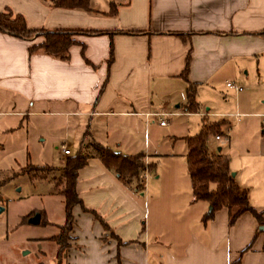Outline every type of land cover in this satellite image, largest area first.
Listing matches in <instances>:
<instances>
[{
	"label": "crops",
	"instance_id": "0c3cea01",
	"mask_svg": "<svg viewBox=\"0 0 264 264\" xmlns=\"http://www.w3.org/2000/svg\"><path fill=\"white\" fill-rule=\"evenodd\" d=\"M89 8L52 7L49 0H0V12L22 15L28 28L144 31L77 35L83 55L81 46L73 44L65 61L29 54L41 36L23 39L0 31V134L12 133L15 124L30 117H57L71 123L79 153L85 137L93 150L77 171L75 189L82 205L107 229L75 207L64 264H264V231L259 230L264 212L262 223L243 212L228 225L225 208L202 220L208 204L192 201L184 136L180 153L163 154L176 161L171 170L142 174L141 189L105 168L97 149L137 153L123 134L125 127L156 119L154 113L217 115L170 112L168 101L159 103L164 95L172 101L186 96L181 73L187 55L186 78L194 90L224 81L236 84L242 73L248 75V106L264 123V0H116L106 9ZM175 32L185 33L184 40ZM142 157L150 164L149 156ZM232 179L246 190L248 203L263 211L264 141L248 156V170Z\"/></svg>",
	"mask_w": 264,
	"mask_h": 264
},
{
	"label": "rangeland",
	"instance_id": "374dc122",
	"mask_svg": "<svg viewBox=\"0 0 264 264\" xmlns=\"http://www.w3.org/2000/svg\"><path fill=\"white\" fill-rule=\"evenodd\" d=\"M110 1L116 0H89V5L102 10ZM241 75V81L235 83L242 90L236 95L225 81L197 88L194 93L198 111L217 114L204 116L208 121L225 123L221 131L229 143L209 135L207 144L210 151L227 155L230 174L245 173L248 156L264 141V123L252 114L255 108L248 106V75ZM168 99L165 95L159 99L161 104L168 101L167 111H184L185 95L174 101ZM176 104L180 108H175ZM235 112L237 116H229ZM159 120L166 125L159 127ZM201 121L196 114L163 115L146 123L135 122L125 127L123 134L130 139L132 152L149 156V162L154 164L151 173L164 175L176 161L163 154L180 153L185 145L180 137L194 135ZM71 137V123L51 116L30 117L15 124L12 133L0 134V264H64V256L57 257V244L48 238L58 234L64 222L63 198L56 182L65 156L60 146L67 145L70 155L78 152L77 142L73 143ZM84 142L81 153L91 154L89 139L85 137ZM120 145L124 150L123 143ZM142 162L145 167L144 157ZM31 218L38 220L32 222Z\"/></svg>",
	"mask_w": 264,
	"mask_h": 264
},
{
	"label": "trees",
	"instance_id": "16d2710c",
	"mask_svg": "<svg viewBox=\"0 0 264 264\" xmlns=\"http://www.w3.org/2000/svg\"><path fill=\"white\" fill-rule=\"evenodd\" d=\"M52 7L65 8H83L89 10V0H49ZM109 13L114 14V8L111 7ZM0 31L14 37L29 39L33 36H41L40 43L31 45L28 48L29 54L42 53L60 60H67L69 57L68 49L73 44L81 46V54L83 55V44L76 40L77 35H99L107 34H128L135 35L144 33L143 30H96V29H46V28H28L24 18L20 14H13L9 9L0 12ZM260 33L264 34V30ZM184 40L185 33H173ZM188 55L185 59V65L181 76L187 82L186 87V104L184 111L198 112L197 103L194 100V85L187 81L186 75L188 71ZM112 60L111 45L109 48V56L107 63ZM201 125L199 130L192 136H186V169L189 176L192 201L203 200L208 204L210 210L206 212L202 220L210 219L213 213L225 208L227 211V224L231 225L235 219L243 212H249L259 222L263 211L257 212L247 199L246 190L239 187L233 182L228 167V157L217 151H210L207 144L209 135H224L221 126L224 121H208L205 117H201ZM98 159L101 164L116 173L125 182L135 181L138 189L142 188V176L144 170L149 172L153 169L154 164H146L144 167L142 162L143 154L137 153L133 155L122 154L112 151L109 148L98 146ZM86 163V156L77 152L75 155L67 154L63 158V166L61 168L60 178L57 179L56 185L60 186L59 193L63 198L64 222L59 226V232L49 237L57 246V257H60L68 250L70 246L71 230L74 224L73 209L80 207L82 211L89 212L94 218L98 219L104 228L106 224L91 209H87L82 205L75 189L76 174L78 169ZM46 169V168H45ZM59 264V263H58Z\"/></svg>",
	"mask_w": 264,
	"mask_h": 264
},
{
	"label": "built area",
	"instance_id": "2783aa9c",
	"mask_svg": "<svg viewBox=\"0 0 264 264\" xmlns=\"http://www.w3.org/2000/svg\"><path fill=\"white\" fill-rule=\"evenodd\" d=\"M225 85L227 88L232 89L234 91L241 90V88L238 85H236L232 82H226ZM153 115L161 117V116L165 115V113H154ZM232 116L235 117V116H237V114L235 113ZM263 121H264V115H263ZM163 124H164L163 121L159 120V125H163ZM213 139L216 141H219V142H226L227 141V135L226 134H224V135L216 134V135H213ZM60 150H61L63 155H67L69 153V150L63 145L60 147ZM145 174H146V170H144L143 175H145Z\"/></svg>",
	"mask_w": 264,
	"mask_h": 264
},
{
	"label": "water",
	"instance_id": "95a60500",
	"mask_svg": "<svg viewBox=\"0 0 264 264\" xmlns=\"http://www.w3.org/2000/svg\"><path fill=\"white\" fill-rule=\"evenodd\" d=\"M263 131H264V128H263ZM217 150H219V148H217ZM230 175L233 176L234 173H231ZM1 210H2V208H0V211H1ZM208 210H210V207H208ZM37 220H38V219H36V218H31V219H30V221H32V222H35V221L37 222ZM259 230H263V231H264V225L260 226V227H259Z\"/></svg>",
	"mask_w": 264,
	"mask_h": 264
}]
</instances>
